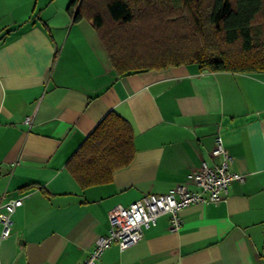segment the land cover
I'll return each instance as SVG.
<instances>
[{
    "label": "crops",
    "instance_id": "1",
    "mask_svg": "<svg viewBox=\"0 0 264 264\" xmlns=\"http://www.w3.org/2000/svg\"><path fill=\"white\" fill-rule=\"evenodd\" d=\"M70 1L0 0V202L22 198L0 234V264H80L113 207L219 163L217 135L243 179L216 204L185 206L178 230L162 214L96 264H264V71L190 63L118 74ZM111 110L132 126V160L82 187L67 162Z\"/></svg>",
    "mask_w": 264,
    "mask_h": 264
},
{
    "label": "trees",
    "instance_id": "2",
    "mask_svg": "<svg viewBox=\"0 0 264 264\" xmlns=\"http://www.w3.org/2000/svg\"><path fill=\"white\" fill-rule=\"evenodd\" d=\"M73 20L96 29L118 74L195 63L264 71V0H71ZM133 129L111 110L67 162L82 187L107 182L134 153Z\"/></svg>",
    "mask_w": 264,
    "mask_h": 264
},
{
    "label": "built area",
    "instance_id": "3",
    "mask_svg": "<svg viewBox=\"0 0 264 264\" xmlns=\"http://www.w3.org/2000/svg\"><path fill=\"white\" fill-rule=\"evenodd\" d=\"M213 156H220L216 164L205 161L196 170L188 174L183 182L172 186L164 194L148 193L128 206L116 205L108 215L109 232L96 239L93 248L80 264H96L102 251L112 243L120 250L135 245L144 230L156 223L162 214L169 215V229L178 230L181 225V210L190 204H216L223 199L231 181L242 180L243 175L229 169L231 156L227 152L220 135L215 137L211 151ZM22 204V198L0 202L1 237L10 234L11 215Z\"/></svg>",
    "mask_w": 264,
    "mask_h": 264
}]
</instances>
